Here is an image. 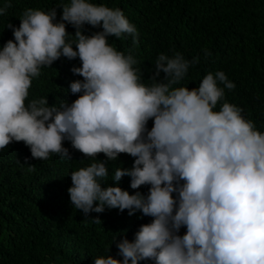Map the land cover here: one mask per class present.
I'll list each match as a JSON object with an SVG mask.
<instances>
[{
  "label": "clouds",
  "instance_id": "1",
  "mask_svg": "<svg viewBox=\"0 0 264 264\" xmlns=\"http://www.w3.org/2000/svg\"><path fill=\"white\" fill-rule=\"evenodd\" d=\"M9 7L0 8V15ZM61 8L63 22H54L56 8H26L18 28L7 24L13 39L0 48V150L23 142L33 159L57 154L71 160L63 147L68 140L94 160L70 174L67 193L76 209L85 216L108 208L153 218L132 242L116 245L122 261L101 255L94 264H264V132L234 104L225 101L214 111L235 84L216 71L198 88L173 87L200 60L179 52L161 53L152 83L145 84L131 50L126 55L107 39L126 35L138 46V30L122 10L88 0H70ZM65 22L76 29L72 40ZM85 24L103 31L86 36ZM204 55L211 53L205 49ZM61 57L79 58L81 66L71 71L83 80L70 85L78 98L70 106H48L46 97L28 101L41 68ZM161 72L163 81L157 82ZM101 153L109 161L120 154L135 158L131 169L116 168L112 183L127 176L131 189L150 185L148 195L105 186L108 168L95 159ZM181 226L182 237L176 234Z\"/></svg>",
  "mask_w": 264,
  "mask_h": 264
},
{
  "label": "trees",
  "instance_id": "2",
  "mask_svg": "<svg viewBox=\"0 0 264 264\" xmlns=\"http://www.w3.org/2000/svg\"><path fill=\"white\" fill-rule=\"evenodd\" d=\"M88 2L119 8L136 26L138 46L134 47L132 38L126 35L118 40L114 36L107 39L126 55L131 50L139 61L135 67L141 69L143 83H152L155 62L161 53L171 57L179 52L188 60L199 56V63L191 66L180 84L173 87L192 90L199 87L207 73L223 71L236 87L232 91L225 89L224 99L214 111H219L225 101L234 104L243 109L245 119L252 120L257 130L264 132V0ZM5 4L11 7L0 15V48L13 39L7 24L18 28L26 8L46 13L56 8L54 22H63L61 7L70 4V0H0V8ZM66 31L68 39H74L76 29L71 24L66 23ZM81 31L91 36L103 29L85 24ZM205 49L211 53L207 58ZM80 66L78 57L73 60L61 57L51 67H42L41 75L33 79L28 101L46 97L48 106H59L61 101L70 106L80 95L72 94L70 85L83 80L71 69ZM163 78L161 72L157 82ZM152 126L153 120L149 119L146 129L150 131ZM63 147L71 160L61 159L57 154H50L47 160L33 159L23 142H12L0 150V264H94V259L101 255L122 261L116 245L123 239L132 242L140 226L152 222V217L139 211L129 216L128 210L105 208L103 213L91 212L85 216L76 209L67 193L72 186L70 174L94 160L73 149L68 140L63 142ZM95 159L108 168L105 186H118L130 195L136 192L148 195L151 186L131 189L130 177L112 183L116 168L131 169L135 158L120 154L115 161H109L101 153ZM29 166H35V170L29 171ZM179 183L182 185L183 181ZM172 196L178 200L177 192ZM97 218L101 223L93 221ZM185 233L186 227L181 226L176 234L182 237ZM139 264H154V261L144 260Z\"/></svg>",
  "mask_w": 264,
  "mask_h": 264
}]
</instances>
